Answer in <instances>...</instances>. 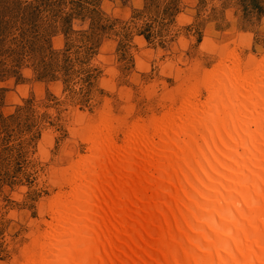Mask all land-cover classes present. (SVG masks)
Returning <instances> with one entry per match:
<instances>
[{
	"label": "rangeland",
	"instance_id": "obj_1",
	"mask_svg": "<svg viewBox=\"0 0 264 264\" xmlns=\"http://www.w3.org/2000/svg\"><path fill=\"white\" fill-rule=\"evenodd\" d=\"M228 69L256 94L264 0H0V264L45 263L99 138L153 145Z\"/></svg>",
	"mask_w": 264,
	"mask_h": 264
},
{
	"label": "bare ground",
	"instance_id": "obj_2",
	"mask_svg": "<svg viewBox=\"0 0 264 264\" xmlns=\"http://www.w3.org/2000/svg\"><path fill=\"white\" fill-rule=\"evenodd\" d=\"M256 75L248 95L236 73H222L207 109L186 104L151 146L119 158L109 138L92 144L44 264H264V71Z\"/></svg>",
	"mask_w": 264,
	"mask_h": 264
}]
</instances>
